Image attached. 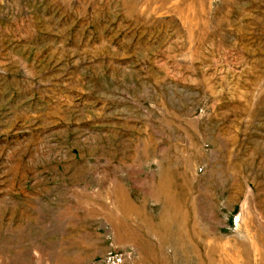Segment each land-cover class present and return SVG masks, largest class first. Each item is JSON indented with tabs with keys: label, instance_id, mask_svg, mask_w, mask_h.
I'll return each mask as SVG.
<instances>
[{
	"label": "rangeland",
	"instance_id": "rangeland-1",
	"mask_svg": "<svg viewBox=\"0 0 264 264\" xmlns=\"http://www.w3.org/2000/svg\"><path fill=\"white\" fill-rule=\"evenodd\" d=\"M0 264H264V0H0Z\"/></svg>",
	"mask_w": 264,
	"mask_h": 264
}]
</instances>
